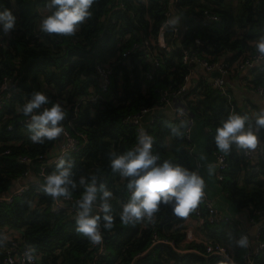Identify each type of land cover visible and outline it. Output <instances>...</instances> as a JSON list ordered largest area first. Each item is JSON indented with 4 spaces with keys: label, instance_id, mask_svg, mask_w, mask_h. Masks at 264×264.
<instances>
[{
    "label": "trees",
    "instance_id": "trees-1",
    "mask_svg": "<svg viewBox=\"0 0 264 264\" xmlns=\"http://www.w3.org/2000/svg\"><path fill=\"white\" fill-rule=\"evenodd\" d=\"M163 1L146 0L142 3L140 0H124L123 10L117 0H95L90 9L91 17L79 26L74 36L66 37L40 30L37 9L48 0H0V11L11 10L19 27L18 33L9 38L7 47L1 52L0 84L4 77H8L20 90L7 101L6 111H0V194L9 192L16 185L17 178L27 170L36 174L41 163L38 156L50 152L55 143V140H45L43 144H36L29 139L28 125L24 124L26 116L20 109L31 98L32 92L44 93L53 103L59 101L68 120L73 114L75 99L87 95L91 88H97L95 64H109L111 68V83L107 91L101 92L100 103L79 108L77 128L86 134V146L63 157L74 165L70 179L77 187L72 195L81 197L80 177L90 179L94 174L98 178L97 203L100 204L103 195L99 191L101 184L112 192L110 203L114 227L105 230L104 213H92L101 217L105 252L95 259L96 252L90 250V240L75 231V216L66 211L52 212L54 199L35 184H31L30 189L12 203H0V229L23 230L24 242L40 254V264H218L222 260L202 255V244L182 247L185 238L182 224L186 217L175 216L172 204L162 203L153 223L144 220L135 225H125L119 218L121 206L128 202L130 193L126 189L127 181L113 173L109 155L113 152L124 155L132 150L138 134L135 126L125 124L124 119L143 107H161L157 90L167 87L178 89L187 74L179 48L162 55L158 69L151 71V80L144 76V71L150 68L144 49L138 48L127 57L121 55L122 51L130 49L133 42L157 33L167 9ZM233 1L236 6L231 3ZM205 9L215 12L220 20L203 25L200 15ZM177 12L190 26L182 42L195 46L211 61L224 59L234 63L254 55L257 51L253 42L264 36V0H179ZM166 34L172 37L171 29H167ZM196 38L204 44L197 46ZM262 67L251 69L252 79L248 84L264 85V65ZM178 99L184 101L196 123L208 129L207 152L213 156L214 153H222L226 157L228 167L223 172V180L217 181L228 203L235 211H245L258 221L256 212L264 209V153L257 160L250 161L243 149L234 143L228 153L221 152L215 145L216 128L232 113L247 115L246 126L256 128V118L252 116L246 100L231 87L221 91L201 82L191 84ZM47 106L50 108L51 104ZM166 110L159 113L157 110L158 117L153 122L150 121L152 114L147 117V134L154 140L153 155L159 156L156 165L160 166L167 160L189 172H196L197 160L189 152L192 141L184 137L185 126L179 128L181 136L174 135L171 126H179L181 121ZM10 125L11 130L8 129ZM258 137L264 145V128L259 130ZM21 155L35 159L31 165L22 164L17 159ZM55 167L56 164L47 171L48 175ZM26 178L23 177L24 180ZM69 188L71 190L70 185ZM198 207L204 211L199 202L189 215H194ZM203 228L209 239L232 251L234 264H246V249L236 245L240 239L236 228L207 222ZM153 234L173 240L176 248L181 247L183 251H177L168 243L152 246ZM259 241L264 243V229ZM252 258L253 264H264V248Z\"/></svg>",
    "mask_w": 264,
    "mask_h": 264
},
{
    "label": "clouds",
    "instance_id": "clouds-1",
    "mask_svg": "<svg viewBox=\"0 0 264 264\" xmlns=\"http://www.w3.org/2000/svg\"><path fill=\"white\" fill-rule=\"evenodd\" d=\"M95 0H48L46 7L51 14L43 17L40 22V30L49 35L74 36L79 26L86 22L92 15L90 9ZM170 25L179 23L178 18H171L167 21ZM16 17L9 9L0 11V25L3 32L8 34L14 29ZM256 51L264 56V36L253 42ZM51 104V107L46 105ZM42 106L43 110H41ZM20 111L30 118L28 130L29 139L36 144H43L45 140H56L64 131L62 122L65 120L66 111L59 101L53 103L48 96L40 91H33L31 98L22 105ZM256 130L251 126L245 131L249 120L247 115L232 113L226 120H222L216 128L215 145L224 153L231 150L234 143L238 148L254 150L258 145V132L264 128V108L256 115ZM171 126L172 133L181 136L180 127ZM153 137L141 129L137 134V143L134 149L124 155L113 152L109 155L110 166L113 173L126 180V189L130 198L123 204L119 213L121 222L125 225H135L144 220L149 223L155 221V214L159 211L160 205L172 204V212L178 217H187L191 210L195 209L204 196L205 182L196 172H189L187 169L174 165L170 161H163L157 166L158 155H153ZM203 159V157H201ZM72 161H66L62 157L58 159L55 170L45 177L43 191L54 200L59 198H70L72 191L77 184L70 179L72 176ZM209 174L212 173V165L208 166ZM97 176L94 174L89 178L81 176L79 185L83 192L81 198L76 202L75 231L88 238L92 244H99L102 241L101 217L93 215V205L97 199L98 189L96 187ZM71 186V190L69 188ZM99 191L103 193L100 197L99 211L103 215V228L111 230L114 227L113 208L110 203L112 192L106 190L104 184L100 185ZM248 238L242 235L236 241L238 247L248 246ZM36 249L29 246L24 252L25 259L31 264L37 257ZM218 264H231L230 258L218 261Z\"/></svg>",
    "mask_w": 264,
    "mask_h": 264
},
{
    "label": "built area",
    "instance_id": "built-area-1",
    "mask_svg": "<svg viewBox=\"0 0 264 264\" xmlns=\"http://www.w3.org/2000/svg\"><path fill=\"white\" fill-rule=\"evenodd\" d=\"M120 5V9H125L124 0H117ZM142 3H146V0H140ZM179 0H165L163 1L167 7L165 10V19L163 23L160 25L157 33L153 37H143L142 41L133 42L130 49H126L121 52L122 57H127L132 51L142 48L145 50V55L147 59H149L150 68L144 71V76L147 79H153V75L151 71L158 69L160 66L159 61L164 53H170L176 48H179L181 51V57L183 63L187 66V74L184 77L183 84L178 89H172L171 87L158 89L159 100L161 102V107L156 108H146L143 107L137 112L128 115L124 119L125 124H130L135 126L137 132L143 129L147 133V117L152 114L151 122H153L154 118L158 117L156 111L159 109H167L170 111L172 117L177 118L179 121L185 122V132L184 137L187 141H191V135L195 126V118L194 116L187 110L185 106L175 105V99L181 97L182 94L187 92L191 86V78L195 74V67H202L207 76L204 79V82L218 90L224 91L228 86L227 77L231 76L234 73H238L245 69H251L253 67H259L262 69V62L264 60V56H261L258 52L254 55H251L242 60L236 61L234 63H229L224 59L219 61H211L204 54H200L195 46H187L182 41L184 36L189 32L190 26L187 24V20L180 16L177 12V3ZM201 23L206 25L210 22L219 21L220 17L213 11L209 9H205L200 15ZM178 18L180 20L183 18L185 20L184 23H178L176 25H170L167 21L171 18ZM150 20L149 18H147ZM198 19V18H197ZM199 19V20H200ZM18 25L17 21L14 26V29L10 31L8 34L3 32V27L0 25V55L2 50H4L7 45L9 38L18 33ZM171 29L172 37H167L166 30ZM127 37H125L126 39ZM176 42V45L175 43ZM195 43L197 46H201L204 44V41L196 38ZM96 78H97V88H91L90 92L87 95L82 96L80 99H76V103L73 107V114L70 119L64 120L62 122L64 131L63 133L55 140V143L50 152L46 154H40L38 158L41 160L38 172L36 174L26 171L20 177H18V181L14 187L10 190L7 196L0 194V203H12L15 198L21 196L26 191L30 189L31 184H35L39 189H43L45 177L48 175L47 171L53 168V165L58 163L59 158H63L65 155L70 153H77L82 150L87 144L86 134L77 128L78 121V112L81 106L89 105L91 107L100 103L102 98L101 92L107 91L108 87L111 83V68L109 64H103L97 62L95 64ZM218 73L219 75L214 76L213 79L209 78V75L212 73ZM249 90L258 95L261 101L264 104V85L260 84H249ZM14 93H20L19 88L13 86L12 79L8 77H4L0 84V111H6L7 101L12 98ZM42 106L41 110H43ZM46 107H48L46 105ZM19 108V105H18ZM30 123V118H24V124L28 125ZM252 129L255 131L256 128L252 125ZM248 126L245 127V131L248 129ZM9 130L12 129V125L8 127ZM10 145L15 144V142H8ZM136 146V145H135ZM134 146V147H135ZM133 147V149H134ZM6 153H9L6 150ZM243 153L246 159L250 161H254L255 157L263 155L264 153V145L260 141L258 137V145L254 150H244ZM215 163H216V178L218 181L223 180V172L227 169L228 164L226 157L222 153H214ZM20 163H24L26 165H31L34 161V157L21 155L17 157ZM200 168L201 163L199 161L196 162V173L200 176ZM27 177L25 180L23 177ZM81 197L71 195L70 198H59L58 200H53L51 203V211L58 213L61 211H66L69 214H73L76 217V202ZM201 205L204 208L198 207L195 210L194 216L201 221L202 223L207 222L210 225H225L228 228H236L240 233V238L242 235L247 236L248 238V246L244 247L246 249V253L244 255V260L246 264H253V255L259 254L262 248H264V243L259 241V236L261 231L264 229V209L258 210L256 212L258 216V221H254L250 216H248V221L251 225L257 226V232L255 234V243L253 244L251 241V236L249 231L245 228L244 223L237 220L236 218L226 215L215 208L210 200L207 197V194L204 190V196L200 201ZM99 204L97 201L94 202L93 211H99ZM24 231L17 230L12 228H2L0 229V264H29V262L24 257V252L30 246L29 244L24 242L23 239ZM99 244H92L90 246V250H95L96 255L95 259L105 252V245L103 241ZM194 240L193 236L188 232H185V238L182 241V244L185 242H192ZM151 245H155L157 243H168L177 251H183L181 247L176 248L173 240L162 239L157 236V234H153ZM197 244L203 245L202 255L209 257L215 256L221 259L230 258L231 264H234L233 253L232 251L217 241L212 239L198 240ZM35 256L37 257L35 260L31 262V264H40L41 256L36 251ZM138 258V256H136ZM131 264H136L132 262Z\"/></svg>",
    "mask_w": 264,
    "mask_h": 264
},
{
    "label": "crops",
    "instance_id": "crops-1",
    "mask_svg": "<svg viewBox=\"0 0 264 264\" xmlns=\"http://www.w3.org/2000/svg\"><path fill=\"white\" fill-rule=\"evenodd\" d=\"M237 1V0H236ZM47 3H44L40 6H38V13L40 14V17L38 19V24L40 26L41 19L51 13V10H49L46 7ZM177 18V17H176ZM185 20L181 18L179 20V23H184ZM264 65V60L262 62V66ZM256 68V67H253ZM252 69V68H251ZM251 69H245L243 71H240L238 73H234L231 76L227 77L228 86L231 87L234 90H238L239 93L242 94L244 100H246V104L248 105L249 110L251 111L252 116L255 118V115L264 108V104L261 101L260 97L254 93H252L249 90L248 81L252 79L250 71ZM207 76V73L205 70L200 67H195V74L191 78V83H205L204 79ZM236 76V79L233 77ZM209 78L213 79L212 74L209 75ZM231 85V86H230ZM175 105L184 106V101L175 99L174 101ZM164 111V109H161ZM161 110H158L159 113ZM167 111V110H166ZM170 112V111H168ZM199 126V127H198ZM208 129L204 128L201 124L195 123L192 135H191V141L192 144L190 145V153L196 158L197 161L201 163L200 168V174L205 182V192L207 194L208 199L212 203V205L217 208L219 211L226 215H230L237 220L243 219V217L248 216V213L243 212H237L231 205L228 203L226 199V194L222 190L221 185L218 183L216 178V163L215 158L213 155L209 154L206 150V137H207ZM171 140L169 141L170 145ZM203 157V159H201ZM257 158L254 159L257 160ZM212 165V173L209 174L208 166ZM183 231L188 232L191 234L194 238L192 242H185L182 244V247H186L188 245L196 244L198 240H205L209 239L203 226L204 223L199 221L194 215H189L185 218L183 224ZM245 228L248 230L249 228L244 224ZM184 248V249H186Z\"/></svg>",
    "mask_w": 264,
    "mask_h": 264
},
{
    "label": "water",
    "instance_id": "water-1",
    "mask_svg": "<svg viewBox=\"0 0 264 264\" xmlns=\"http://www.w3.org/2000/svg\"><path fill=\"white\" fill-rule=\"evenodd\" d=\"M217 75H219L218 73H216V72H214V73H212V76L214 77V76H217ZM231 86V85H230ZM76 100V99H75ZM255 158H257V157H255ZM10 192V191H9ZM9 192H7V193H4L3 195L4 196H7L8 194H9ZM241 222H243L249 229H248V231H249V234H250V236H251V241H252V243L254 244L256 241V239H255V234H256V232H257V226L256 225H251V223L248 221V216H245V217H243V219H241L240 220Z\"/></svg>",
    "mask_w": 264,
    "mask_h": 264
},
{
    "label": "rangeland",
    "instance_id": "rangeland-1",
    "mask_svg": "<svg viewBox=\"0 0 264 264\" xmlns=\"http://www.w3.org/2000/svg\"><path fill=\"white\" fill-rule=\"evenodd\" d=\"M232 4H233V6H236V2L235 1H233V2H231ZM199 127V126H198Z\"/></svg>",
    "mask_w": 264,
    "mask_h": 264
}]
</instances>
